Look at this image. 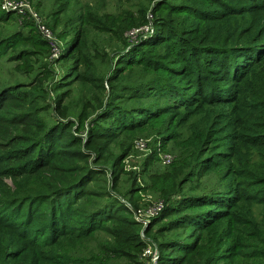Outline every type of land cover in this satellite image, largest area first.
<instances>
[{
    "label": "trees",
    "instance_id": "trees-1",
    "mask_svg": "<svg viewBox=\"0 0 264 264\" xmlns=\"http://www.w3.org/2000/svg\"><path fill=\"white\" fill-rule=\"evenodd\" d=\"M174 6L172 12L182 13L189 23L186 31L178 32L160 19L154 37L119 53L118 74L110 82L118 80L127 66L147 72L143 77H155L122 85L115 99L112 95L106 99L101 114H110L112 120L100 125L110 133L98 130L100 136L95 138L107 141L122 128L133 130L157 119H175L180 132L193 134L192 143L196 136L200 139L196 159L201 174H220L212 190L187 193L182 209L165 205L146 231L178 212L164 227L181 224L197 232V239L205 232L216 234V224L228 218L229 232L233 225L238 231L229 242L233 255L262 257L264 0H198ZM5 14L0 13V19ZM76 70L72 72L82 82L85 78ZM36 96L23 85L0 87V264H14L8 252L15 250L20 251L18 264H42L46 259L50 264H66L39 252V247L91 235L120 219V211H130L111 192L87 186L100 179L101 170L75 164H86L88 154L81 146L92 151L90 143L66 133L64 121L43 119ZM120 99L131 103H119ZM65 135L68 138L63 140ZM130 223L137 224L134 219ZM249 240L263 246L252 247ZM194 243L178 247V252L189 251ZM171 246L169 240L160 244L161 250Z\"/></svg>",
    "mask_w": 264,
    "mask_h": 264
},
{
    "label": "rangeland",
    "instance_id": "rangeland-1",
    "mask_svg": "<svg viewBox=\"0 0 264 264\" xmlns=\"http://www.w3.org/2000/svg\"><path fill=\"white\" fill-rule=\"evenodd\" d=\"M16 1H26L38 12L50 29L52 39L50 42L45 39L27 16L3 12L0 8V13H7L0 19V87L23 85L33 89L39 95L36 96L38 114L43 119L51 123L64 121L68 125L66 133H72L83 143H90L92 151L81 146L88 154L86 164H75L76 168L83 164L101 170L100 179L90 181L87 186L111 192L130 209L120 211V219L107 222L91 235L49 242L41 245L38 251L66 264H264V256L233 255L229 242L234 240L238 231L233 225V232H229L228 218L216 224L219 226L216 234L205 232L197 239V232L181 224L164 227L163 223L181 213L168 215L152 224L149 231L146 229L151 219L145 224L139 215L136 218L135 211L143 213L158 201L182 209L188 199L187 193L216 187L220 172L201 174V162L197 164L196 159L200 139L196 136L192 143L190 137L193 134L180 132L175 119H157L133 130L122 128L107 141L95 138L99 135L96 134L98 130L104 135L110 133V129L100 125L112 120L108 117L110 114H101L100 107L106 99L111 95L115 99L122 91L119 90L122 85L128 87L137 79L155 77H143L148 73H141L138 66H134L135 70L127 66L118 80L110 82V77L118 74L115 65L121 58L119 53L154 37V26L160 19L184 33L189 24L186 17L172 12L171 8L176 9L174 5L184 1L197 3L198 0ZM2 2L0 0V6ZM142 25H149L146 33L134 39L125 37L126 31ZM3 41L11 46H6ZM75 68L85 78L82 82L74 76L72 71ZM119 103L131 101L120 99ZM67 138L65 135L62 139ZM139 139L146 141L145 149L135 146ZM162 153L171 155L169 163H162L159 156ZM114 160H117L115 164ZM130 219L137 224L132 225ZM239 234L238 240L241 231ZM168 240L177 250L171 247L161 250L160 244ZM249 241L252 247L263 246L256 240ZM193 242L195 246L189 251L178 252V247L188 243L190 246ZM148 245L157 250L155 261L143 256ZM113 247L116 251L110 249ZM19 252H8L11 263H19L20 260L16 259ZM50 263V259L42 262Z\"/></svg>",
    "mask_w": 264,
    "mask_h": 264
},
{
    "label": "built area",
    "instance_id": "built-area-1",
    "mask_svg": "<svg viewBox=\"0 0 264 264\" xmlns=\"http://www.w3.org/2000/svg\"><path fill=\"white\" fill-rule=\"evenodd\" d=\"M1 10L3 12H13L18 15L27 16L30 18L34 25L36 26L39 33L47 39L49 42L52 39V33L50 29L46 26V23L44 19L38 14L37 11H35L28 2L26 1H16V0H3L1 6ZM149 25L145 26H139L133 29H130L126 31L125 37L129 39H134L141 33H146L149 30ZM135 146L139 149H145L146 148V141L144 139H139L135 142ZM162 163L167 164L171 161L172 157L168 153H162L159 155ZM164 202L158 201L153 203L150 207H148L146 210L141 213V210L135 211L136 218L138 219V215L140 216V220L143 223H147L150 221V219L156 217L164 208ZM143 256L150 259L151 261H155L157 258V250L154 247H151L148 245L144 251Z\"/></svg>",
    "mask_w": 264,
    "mask_h": 264
}]
</instances>
